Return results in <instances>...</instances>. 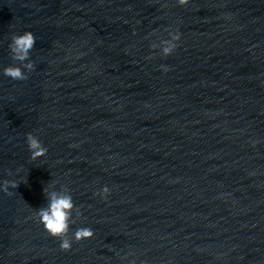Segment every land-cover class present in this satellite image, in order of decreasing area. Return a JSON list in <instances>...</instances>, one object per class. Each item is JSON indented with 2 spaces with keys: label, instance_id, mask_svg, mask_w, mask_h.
Segmentation results:
<instances>
[{
  "label": "clouds",
  "instance_id": "clouds-1",
  "mask_svg": "<svg viewBox=\"0 0 264 264\" xmlns=\"http://www.w3.org/2000/svg\"><path fill=\"white\" fill-rule=\"evenodd\" d=\"M180 6H185L189 3V0H177ZM170 39L161 40L160 44H152L153 49L160 48L164 57L172 55L178 47V42L181 39V33L179 29L172 31L168 30ZM36 43V37L31 31H25L23 34H15L11 37L9 43V49L14 61H17L22 65L23 69L28 71L33 70L34 64L29 59L30 51L34 48ZM147 59H154L153 56L147 57ZM27 61V63H25ZM21 66L10 65L3 69V74L12 78L13 80H26L28 78L25 71H22ZM161 70L167 73L170 69L165 65H161ZM26 142L31 153V158L36 160L47 154V148L42 144L39 138L28 133L26 135ZM18 183L16 181L5 180L0 184V189L8 195L9 187L17 188ZM44 195L47 198V205L36 209L35 216L40 224L43 225L44 230L53 238H57L60 241V249L62 251H69L72 248L73 239L69 238L68 233L70 230V224L76 223V219H79L82 215L81 210L77 207L73 201L72 195L67 187H61L60 190H56L55 184L50 185L49 188H44ZM111 194L109 187L104 186L96 195L102 199L107 200ZM73 212H75L76 219H73ZM94 236V232L89 227L77 228L74 232L75 242L91 239Z\"/></svg>",
  "mask_w": 264,
  "mask_h": 264
}]
</instances>
